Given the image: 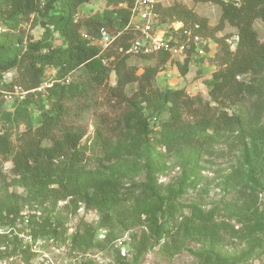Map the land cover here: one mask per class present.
Wrapping results in <instances>:
<instances>
[{"label": "trees", "instance_id": "obj_1", "mask_svg": "<svg viewBox=\"0 0 264 264\" xmlns=\"http://www.w3.org/2000/svg\"><path fill=\"white\" fill-rule=\"evenodd\" d=\"M90 1L0 0V24L17 26L30 15L46 19L45 22L40 21L44 34L39 41L30 39L23 44V40L11 32L0 33V88L5 86L10 92L14 88L26 92L22 103L27 106L29 96L41 95L38 89L42 87L45 69L58 68L56 79L46 88L45 99L50 107L44 109L41 106L36 127L29 120L26 121L25 132L17 146L13 145L6 133L0 134V156L12 162V172L18 176L12 181L13 185L38 192L45 199H51L54 205L68 198L77 199L87 209L102 214L99 221L102 228H109L113 220L107 213L108 207L119 204V212L125 219L126 216H144L149 223L151 238L157 240L162 233L161 221L170 211L169 201L176 198L180 190L172 194L169 200H164L159 198L151 176H148L144 184L124 187L118 179L120 172L113 164H98L95 172H81L67 163L69 152L78 147L85 134L74 124L66 123L69 118L65 104L67 97L74 93L81 94L79 84L68 83V76L72 73L87 74L95 86L106 82L111 72L115 76V84L108 87L107 96L109 101L124 108L118 122L119 129L115 131L114 139L106 137L99 130L94 135V144L101 146L108 160L117 157L120 147L129 149L139 146L143 159L149 165L155 152L148 143V136L162 114H165L166 119L159 123V131L165 136L182 134L189 139L191 133H196L199 138L209 134L212 135L209 136L212 141V137L237 132L243 161L247 163L252 158H262L264 126L248 123L251 117L258 118L264 113V89L259 87V79L264 75V39L260 40L255 29V23L260 22L264 34V0H190L193 3L212 1L217 5L219 20L214 28L208 26L205 18L199 17L179 2L170 6L155 4L154 9L161 25L171 22H182L191 28L197 25V33L210 38L219 46V52L214 57L217 69L207 82L208 100L200 95L189 96L183 89L159 90L155 87V78L162 65L168 61L166 55L155 57L158 62L153 66H145L138 75V68L127 62L130 56L117 51L119 48L123 51L128 48L133 37L131 32H124L114 40L111 47L113 52L109 50L100 53L96 44L83 40V26L93 37L107 26L109 29L105 30L112 34L123 30L129 22L134 4V0H108L109 3L124 7L116 11L114 18L106 17V22L93 19L78 21L76 16L79 7ZM225 24L235 30L237 43L234 51L230 50L225 39L235 35L216 37V33L223 30ZM52 32L64 41V47H55L51 43ZM189 59L186 58L183 64L176 63L182 76L189 71ZM8 73L11 74V81L4 83L3 77ZM134 83L136 90L126 96L125 89ZM15 113L27 115L21 108H17ZM7 116L12 115L7 113ZM196 158L186 161L184 165L192 169L197 165ZM231 177L235 184L241 180L239 172L233 173ZM10 202L0 204V224L15 226L19 219L18 204L12 196ZM126 203L130 205L126 207ZM189 220L197 222L205 237L210 236L212 214L203 213L199 208L191 206ZM261 230L264 238V219ZM30 233L36 240L55 235L56 228L53 223L45 220L35 223ZM239 262L240 259L221 260L213 254H205L202 258V264Z\"/></svg>", "mask_w": 264, "mask_h": 264}, {"label": "rangeland", "instance_id": "obj_2", "mask_svg": "<svg viewBox=\"0 0 264 264\" xmlns=\"http://www.w3.org/2000/svg\"><path fill=\"white\" fill-rule=\"evenodd\" d=\"M154 1L162 6L179 2L205 18L210 28H214L219 20V9L212 1ZM120 8L124 7L108 0H91L79 7L76 18L80 22L88 19L106 22V17L114 18ZM40 21L45 22L46 19L30 15L17 26L3 23L0 24V33L11 32L21 38L23 44L30 39L39 41L44 34ZM262 27L260 22L255 23L260 40L264 39ZM104 29L108 30L109 26ZM81 33H88L87 28L83 26ZM229 35H235V30L227 24L216 33L217 38ZM207 39L211 42L207 55L201 61L191 63L185 76L179 74L176 62L168 59L155 78V87L159 90L183 89L189 96L200 95L208 100L207 82L217 69L214 57L219 46ZM50 41L55 47H64V41L55 32L51 33ZM127 62L135 65L140 75L142 68L155 65L158 59L130 57ZM57 72L55 67L45 69L42 87L38 89L41 95L29 96L27 106L22 103L26 92L18 88L13 92L5 86L0 88V134L6 133L14 146L19 144L25 132L26 121L36 127L41 106L44 109L50 107L45 99L46 88L56 79ZM68 83H78L81 94L67 97L65 104L69 118L66 123L74 124L85 132L78 147L69 152L68 164L81 172H95L98 164H113L120 172L118 179L124 187L144 184L151 176L159 198L169 200L178 190L180 193L169 201L170 211L161 221V236L154 240L149 233L148 220L144 216L123 218L119 204L108 207L107 213L113 220L109 228H102L99 225L102 214L87 209L77 199L68 198L54 205L51 199H45L38 192L13 185L12 181L18 176L12 172V162L0 156V204H10L12 196L19 209L15 226L0 224V264H202L205 254H213L221 260L240 259L239 264H264L261 230L264 219V149L262 158H252L245 163L240 156L237 132L212 137V141L209 134L199 138L196 133H191L189 139L182 134L165 136L159 131V123L166 119L162 114L148 136V143L155 152L149 165L143 159L139 146L120 147L117 157L108 160L101 146L94 144V135L99 130L114 139V133L119 129L118 122L124 108L109 101L107 96L108 87L115 84L113 72L101 86H95L91 78L82 73L69 75ZM259 83V87L264 89V75ZM135 90L136 83L128 86L126 96ZM17 108L25 110L27 115H16ZM7 113L12 116L8 117ZM251 118L249 125L264 126V113ZM195 157V167L191 169L184 165ZM235 172L241 175L238 184L232 181L231 176ZM124 205L128 207L130 203ZM191 206L212 214L210 236L205 237L197 222L189 220ZM45 220L55 225L56 234L34 240L31 228Z\"/></svg>", "mask_w": 264, "mask_h": 264}, {"label": "built area", "instance_id": "obj_3", "mask_svg": "<svg viewBox=\"0 0 264 264\" xmlns=\"http://www.w3.org/2000/svg\"><path fill=\"white\" fill-rule=\"evenodd\" d=\"M156 3L154 0H134L129 22L123 30L112 34L101 29L95 37L88 33H81V37L96 44L100 53H103L112 47L117 37L124 32H131L133 37L129 41L128 48L124 51L119 48L118 52L136 58L166 55L170 61L181 64L186 58H190V64L203 59L210 48L211 42L208 37L196 32L197 25L193 28L185 26L182 22L161 25L154 9ZM225 42L230 50L234 51L237 43L236 35L226 38ZM10 81L11 74H5L3 82Z\"/></svg>", "mask_w": 264, "mask_h": 264}, {"label": "crops", "instance_id": "obj_4", "mask_svg": "<svg viewBox=\"0 0 264 264\" xmlns=\"http://www.w3.org/2000/svg\"><path fill=\"white\" fill-rule=\"evenodd\" d=\"M91 2V1H90ZM86 5V4H85Z\"/></svg>", "mask_w": 264, "mask_h": 264}]
</instances>
